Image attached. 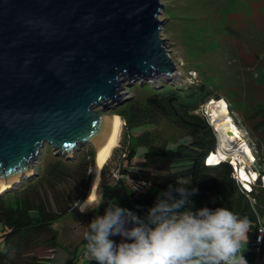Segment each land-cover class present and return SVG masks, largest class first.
I'll return each mask as SVG.
<instances>
[{
    "label": "trees",
    "instance_id": "trees-1",
    "mask_svg": "<svg viewBox=\"0 0 264 264\" xmlns=\"http://www.w3.org/2000/svg\"><path fill=\"white\" fill-rule=\"evenodd\" d=\"M238 25L225 26L228 56L236 64H255L253 69L264 82V51L249 52L244 40L251 44L256 34L248 33L249 30L244 33ZM260 37L264 40V34ZM168 79L159 77L155 84L146 80L127 86L130 91L136 87L134 93L113 109L123 119L122 136L102 168L98 201L101 205L85 212L88 225L104 215L112 203L144 217L160 193L170 186L180 187L179 180L190 176L198 181L197 191L181 210L227 207L241 218L246 217L250 229L241 252L252 257V242L259 225L264 223V99L250 106L241 104L237 110L256 135L262 173L248 190L236 177L230 158L217 163L206 161L215 152L218 139L201 108L212 99H221L223 94L203 80ZM140 128L143 129L138 131ZM48 146L50 151L42 153L41 160L35 163L34 175L0 192V264H52V257L39 252L61 246L57 224L88 192L95 163L93 145L81 147L70 157L55 151L49 143ZM88 225L68 264H98L85 254ZM110 239L118 244L122 237L115 235Z\"/></svg>",
    "mask_w": 264,
    "mask_h": 264
},
{
    "label": "water",
    "instance_id": "water-1",
    "mask_svg": "<svg viewBox=\"0 0 264 264\" xmlns=\"http://www.w3.org/2000/svg\"><path fill=\"white\" fill-rule=\"evenodd\" d=\"M163 6L162 0H0V188L34 175L47 143L68 157L91 144L95 163L81 206L94 190L98 151L116 125L110 109L133 94L127 86L179 72L162 34Z\"/></svg>",
    "mask_w": 264,
    "mask_h": 264
},
{
    "label": "rangeland",
    "instance_id": "rangeland-1",
    "mask_svg": "<svg viewBox=\"0 0 264 264\" xmlns=\"http://www.w3.org/2000/svg\"><path fill=\"white\" fill-rule=\"evenodd\" d=\"M162 1L164 6L160 17L165 19L162 34L167 39L170 54L173 56L179 70L168 81L181 80L183 82H192L193 80H203L212 85L217 92L222 93L223 97L217 100L226 101H224L225 108L227 111L229 108L228 113L241 131L243 139L246 141L248 148H250L253 157L257 160L256 135L250 132L244 123L240 111L237 110L241 104L242 106H250L264 99V82L261 81V74H256V69H253L256 66L255 64L254 66H246L243 62L236 64L230 60V56H228V48L230 46L224 43V41L227 37L226 24L237 23L239 24V28L244 30V33L246 30H249L248 33L255 32L256 34V36L252 37L253 41L251 44L244 40L248 51L254 53L257 50L263 53L264 40H261L260 36L264 34V0ZM237 44V42H234V45ZM244 52L248 53L246 50ZM243 66L248 67V69L245 70ZM155 83L157 82L153 84ZM135 88H131L132 93H134ZM129 91L125 92V96L131 92ZM230 103L236 109L233 110ZM207 104L208 102L201 108L205 113L207 112ZM113 109L110 110L113 112ZM142 129L137 130L140 131ZM121 136L122 127L116 145L119 144ZM48 151H50V147L47 143L42 148L39 156L34 160L35 163L41 160L42 153H47ZM227 158H230L233 163H237L239 176L240 174L244 175V171L250 174L251 179L246 182L256 181L258 173L254 161L248 162L243 158L235 156ZM262 179L264 182V177ZM180 181L185 183L183 186L189 192L196 189L198 183L196 179L190 176L183 177ZM190 196H193V194ZM96 200L99 201V190ZM79 207V204H77L57 224L60 232L61 246L53 251L42 250L39 252L41 256L52 257V264H68L74 255L75 248L79 244L84 229L89 223L85 212H81ZM90 214L91 212L88 213L89 217ZM1 227L0 225V233L2 232Z\"/></svg>",
    "mask_w": 264,
    "mask_h": 264
},
{
    "label": "clouds",
    "instance_id": "clouds-1",
    "mask_svg": "<svg viewBox=\"0 0 264 264\" xmlns=\"http://www.w3.org/2000/svg\"><path fill=\"white\" fill-rule=\"evenodd\" d=\"M179 183L160 193L144 217L110 204L88 225L87 255L98 264H247L241 244L248 241L249 220L227 207L182 211L197 190ZM100 205L88 197L79 208L86 212ZM115 235L122 237L118 244L110 239Z\"/></svg>",
    "mask_w": 264,
    "mask_h": 264
},
{
    "label": "bare ground",
    "instance_id": "bare-ground-1",
    "mask_svg": "<svg viewBox=\"0 0 264 264\" xmlns=\"http://www.w3.org/2000/svg\"><path fill=\"white\" fill-rule=\"evenodd\" d=\"M223 101V100H222ZM221 100L212 99L208 102L206 105V110L210 116L211 121L213 122L214 126L217 128V134H218V146L217 150L215 152L211 153V155L208 158L209 163H216L221 161L222 158L235 156L243 158L244 160L251 162L253 160V154L250 151V148H248L246 141L243 139L242 133L237 127V125L234 123L232 117L228 113L227 109L225 108V102L223 103ZM116 115V125L114 127V130L111 134L110 139L106 142V144L98 151V167L99 171L95 180L94 184V190L88 197H95L97 198L98 190H99V184H100V169L103 164V162L109 158L113 148L118 143L119 135L122 127V119L119 115ZM231 131V137L238 139V144L240 145L239 148L235 146V144L232 143V140L227 135V131ZM242 148V149H241ZM236 160V159H235ZM237 164V163H236ZM244 175H241L244 180L251 179L250 174L248 172L244 171ZM248 178H246V177ZM256 177V175L254 174ZM258 176V175H257ZM9 184L3 186L0 188L1 190H4ZM88 197L81 203V206H86V201Z\"/></svg>",
    "mask_w": 264,
    "mask_h": 264
},
{
    "label": "built area",
    "instance_id": "built-area-1",
    "mask_svg": "<svg viewBox=\"0 0 264 264\" xmlns=\"http://www.w3.org/2000/svg\"><path fill=\"white\" fill-rule=\"evenodd\" d=\"M234 165L236 170L235 172L236 177L242 182V184L246 189L250 190L251 189L250 183L252 181L246 182V180L241 178L238 173V167L236 166L237 164L234 163ZM116 174L118 173L116 172ZM252 252H253L252 257H249L247 254L241 252V254L244 255L245 259L247 260V264H264V223L263 222H261V224L259 225L257 229L256 238L252 242ZM85 254L87 255L86 252Z\"/></svg>",
    "mask_w": 264,
    "mask_h": 264
},
{
    "label": "snow or ice",
    "instance_id": "snow-or-ice-1",
    "mask_svg": "<svg viewBox=\"0 0 264 264\" xmlns=\"http://www.w3.org/2000/svg\"><path fill=\"white\" fill-rule=\"evenodd\" d=\"M93 199H95V197H93Z\"/></svg>",
    "mask_w": 264,
    "mask_h": 264
}]
</instances>
